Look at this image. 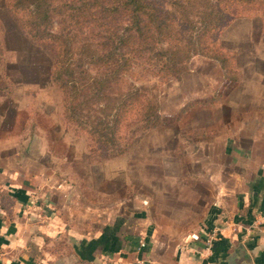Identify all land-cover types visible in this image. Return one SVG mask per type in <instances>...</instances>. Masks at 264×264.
<instances>
[{
    "label": "rangeland",
    "instance_id": "rangeland-1",
    "mask_svg": "<svg viewBox=\"0 0 264 264\" xmlns=\"http://www.w3.org/2000/svg\"><path fill=\"white\" fill-rule=\"evenodd\" d=\"M148 1L170 8L169 0ZM4 2L0 0L2 133H25L23 143L34 129L45 134L53 149L56 177L72 185L77 199L96 205L100 201L103 206L119 202L130 211L138 203L153 227L171 237L181 240L195 233L207 237L208 207L217 182L236 174L234 167L242 158L238 153L232 158L224 148L232 149V141L238 146L246 133H256L251 145L256 143L264 158V12L260 7L240 6L242 14L226 20L214 34L226 50L225 67L194 55L182 58L170 70L167 58L156 54L157 47L143 51L140 63L132 60L127 83L142 88L157 105L161 123L149 128L148 109L142 114L130 111L117 134L109 131L99 138L88 132V126L65 117L62 92L50 77L52 49L22 32ZM125 17L118 16L117 25H125ZM52 29H57L55 17ZM97 103L92 107L99 108L103 102ZM102 115V111L97 114Z\"/></svg>",
    "mask_w": 264,
    "mask_h": 264
},
{
    "label": "crops",
    "instance_id": "crops-1",
    "mask_svg": "<svg viewBox=\"0 0 264 264\" xmlns=\"http://www.w3.org/2000/svg\"><path fill=\"white\" fill-rule=\"evenodd\" d=\"M37 132L23 143L25 133L0 130V264H264V158L251 145L256 133L224 148L242 158L236 174L217 182L210 239L195 233L181 241L153 227L138 203L130 211L77 199L56 177L52 146Z\"/></svg>",
    "mask_w": 264,
    "mask_h": 264
},
{
    "label": "trees",
    "instance_id": "trees-1",
    "mask_svg": "<svg viewBox=\"0 0 264 264\" xmlns=\"http://www.w3.org/2000/svg\"><path fill=\"white\" fill-rule=\"evenodd\" d=\"M4 1L22 32L52 49L50 77L62 92L65 117L88 126L99 138L109 131L117 134L130 111L148 109L149 128L161 123L157 105L142 88L127 83L132 60L140 63L143 51L157 47L170 70L194 55L225 67L228 56L214 34L226 20L242 14L240 6L264 12V0H169L170 8L148 0ZM120 15L126 16L125 25H117ZM100 101L101 107H92ZM99 111L104 115L98 117Z\"/></svg>",
    "mask_w": 264,
    "mask_h": 264
},
{
    "label": "built area",
    "instance_id": "built-area-1",
    "mask_svg": "<svg viewBox=\"0 0 264 264\" xmlns=\"http://www.w3.org/2000/svg\"><path fill=\"white\" fill-rule=\"evenodd\" d=\"M144 246H145V241H144V239H142V240L139 241V247L141 248V247H144Z\"/></svg>",
    "mask_w": 264,
    "mask_h": 264
}]
</instances>
